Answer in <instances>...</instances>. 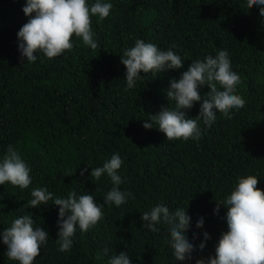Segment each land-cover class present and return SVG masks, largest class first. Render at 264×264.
Listing matches in <instances>:
<instances>
[{
    "label": "trees",
    "instance_id": "1",
    "mask_svg": "<svg viewBox=\"0 0 264 264\" xmlns=\"http://www.w3.org/2000/svg\"><path fill=\"white\" fill-rule=\"evenodd\" d=\"M25 0H0V155L14 145L29 165L32 183L24 189L0 185V229L25 211L49 233L33 264H106L113 252H128L134 264H194L214 254L215 242L227 230L225 207L213 208L238 175L257 174L264 190V17L246 0H112L109 16H93L98 46H84L78 37L67 54L21 62L16 32L28 19ZM141 38L160 48L172 44L186 68L191 60L229 50L239 73L237 92L243 107L226 118L217 110L211 126L201 123L193 140H169L142 120L167 106L166 89L181 70L145 74L136 87L125 88L120 54ZM208 86L201 87L205 93ZM172 102H170L171 105ZM199 111V102L186 110ZM119 152L122 190L134 198L120 206L105 204L103 217L87 231L78 228L72 247L58 251L57 209L51 204L24 208L32 187L45 186L56 195L90 192L103 203L111 187L106 176L94 181L91 167ZM82 168H87L84 175ZM157 202L170 208L187 205L190 224L185 231L198 243L202 231L210 238L205 248L178 260L164 243L165 232L141 227L140 213ZM204 222L195 224L197 215ZM197 229L201 234H195ZM108 248L105 254L104 249ZM0 242V264H18Z\"/></svg>",
    "mask_w": 264,
    "mask_h": 264
},
{
    "label": "clouds",
    "instance_id": "2",
    "mask_svg": "<svg viewBox=\"0 0 264 264\" xmlns=\"http://www.w3.org/2000/svg\"><path fill=\"white\" fill-rule=\"evenodd\" d=\"M258 8L264 17V0H246ZM113 8L112 0H25L22 11L27 21L16 32L21 62H35L40 54L53 58L67 54L75 46L73 36L78 37L84 46L95 49L98 46L96 33L91 26L93 16L102 20L109 16ZM176 45L160 48L151 41L141 38L122 50L120 62L125 66V88L136 87L137 81L145 74L153 77L169 69L181 70L172 77L166 89L167 106L161 105L155 114L147 113L142 120L145 129L156 128L169 140L189 138L196 140L202 134L201 123L211 126L216 120L217 110L231 118L233 111L244 106V98L237 92L240 83L239 73L232 66L229 50L219 47L214 54L191 60L184 67V59L174 51ZM141 72L144 75H141ZM208 90L201 93V87ZM170 102L171 105H170ZM199 102L196 116L189 117L188 109ZM123 160L119 152H114L100 166L91 167L89 176L98 181L106 176L111 187L104 193L103 203L86 191L77 193L69 190L65 195H56L47 187H32L30 198L22 205L24 208L51 204L57 209V235L55 243L58 251L69 250L77 228L87 231L103 217L105 204L120 206L134 198L127 189L122 190L124 182L119 172ZM87 168H82L84 175ZM31 169L22 158L20 151L12 144L0 155V185L5 182L27 188L32 183ZM257 174L238 175L231 189L225 193L213 208L218 214L222 204L226 211L227 230L222 231L215 242L214 254L200 256L194 264H264V190L256 187ZM141 227L148 231L165 232L164 243L171 247L178 260L192 255L193 247L205 248L210 233L202 231V239L197 243L185 229L190 224L187 205L170 208L166 203L157 202L140 213ZM204 222V214L197 215L196 225ZM195 234H201L197 229ZM49 233L33 219L32 212L25 211L11 219L0 229V242L6 245L5 254L18 264H33L42 247L48 243ZM105 254L108 248L104 249ZM106 264H134L128 252L115 251L108 256Z\"/></svg>",
    "mask_w": 264,
    "mask_h": 264
}]
</instances>
